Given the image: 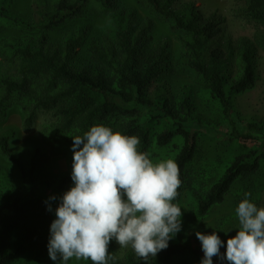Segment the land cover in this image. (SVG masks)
<instances>
[{"label": "trees", "instance_id": "16d2710c", "mask_svg": "<svg viewBox=\"0 0 264 264\" xmlns=\"http://www.w3.org/2000/svg\"><path fill=\"white\" fill-rule=\"evenodd\" d=\"M179 1L137 0L149 13L143 17L138 8L119 0H29V6L35 8L33 16L18 11L16 0H0V24L12 30L0 33V121L15 105L25 113L23 127L27 130L40 112L51 116L41 130L42 143L27 147L24 153L10 144L13 129L0 130V154L12 163V169L0 166V264L58 262L50 258L48 250L54 220L49 205L55 210L69 190L73 161L60 173L43 175L42 165L48 157L43 147L48 145L53 152L60 144H73V136L82 135L94 124L139 136L140 150L149 151L156 160L174 159L182 180L174 202L189 187L199 216L208 215L223 203L237 181L264 166L262 145L249 147L228 161L205 164L200 171L193 169L200 156L197 137L203 130L227 124L233 129L232 138L259 140L253 135L259 123L249 122L240 133L233 115L238 113L237 97L256 84V55L264 50V31L253 39L233 40L222 26L221 16L204 17L194 3L180 5ZM246 3L242 14L264 25V0ZM94 9L108 13L109 24L104 32L91 36L83 20ZM157 19L181 31L178 38L188 66L197 72L209 116L197 111L189 97L170 101L158 89L156 94L151 92V85L163 72L170 44L165 40L158 48L147 49ZM58 29L64 32L55 40L52 32ZM82 51L85 59L79 58ZM233 57L237 63L234 75L229 70ZM155 98L164 102L165 112L152 132L144 133L136 123L143 107L153 105ZM188 117L193 119L194 131L186 126ZM53 196L55 200L50 199ZM237 232H218L224 241L222 253H226L228 238ZM112 242L109 251L115 254ZM185 250L180 242L169 241L168 248L154 260H138L129 252L115 264H170ZM217 259L219 264L225 263L219 256Z\"/></svg>", "mask_w": 264, "mask_h": 264}, {"label": "clouds", "instance_id": "9594fccd", "mask_svg": "<svg viewBox=\"0 0 264 264\" xmlns=\"http://www.w3.org/2000/svg\"><path fill=\"white\" fill-rule=\"evenodd\" d=\"M140 143L139 136L103 123L73 136V186L61 197L50 226L53 261L115 264L118 256L109 251L115 240L148 262L181 231L184 208L174 202L182 185L179 165L172 158L154 159ZM250 196L245 192L235 209L238 232L228 238L226 253L217 231L196 232L204 253L200 264H213L214 256L229 264H264V206Z\"/></svg>", "mask_w": 264, "mask_h": 264}, {"label": "rangeland", "instance_id": "374dc122", "mask_svg": "<svg viewBox=\"0 0 264 264\" xmlns=\"http://www.w3.org/2000/svg\"><path fill=\"white\" fill-rule=\"evenodd\" d=\"M121 3L129 4L138 8L141 16H147L149 13L137 3V0H119ZM194 3L204 17L221 16L222 26L233 40L248 37L253 39L256 33L264 31V25L260 22L250 20L242 14V9L246 8V0H180L177 4ZM16 9L23 11L24 15H34V5L29 6V0H16ZM32 11V14H29ZM36 17L38 15H35ZM89 25L91 36L104 32L109 24L108 13L99 9H94L91 16L83 20ZM12 32L11 28H7L0 24L1 32ZM16 31V30H15ZM64 30L58 29L52 32L53 39L60 40ZM153 37L147 47L148 50L158 48L165 40L170 42L167 59L163 62V72L151 85V92L157 93V89L162 95L173 101L189 97L197 105V111H201L209 116L210 111L206 103L203 101L202 87L197 80V72L187 64L184 55V48L178 35L181 31L174 30L170 27L168 21L157 19L155 28L152 31ZM86 55L79 53V58L85 59ZM79 60V59H78ZM81 63V62H80ZM2 61L0 58V69ZM229 70L234 75L237 71L236 59L233 57L230 62ZM256 74L257 81L253 89L243 93L237 97L236 109L238 113L234 114V120L237 130L244 133L247 130L248 123H259V127L255 129L253 135L258 136L259 140H250L245 138L235 139L231 137L233 129L227 124L217 127L212 131L203 130L198 134V144L200 148L199 157L193 164L194 170H202L205 164L213 161H228L233 156L239 155L246 151L249 147H261L264 145V50L259 49L256 55ZM161 86H164L163 88ZM165 112L164 102L160 98L153 100V105L143 107L136 127L144 133L152 132L157 120ZM25 113L21 106L15 105L9 109L5 120L0 121V130L2 128H11L15 132V136L11 139L10 144L16 151L24 153L29 146H38L42 143L41 130L45 122L49 121L51 116L48 113L40 112L38 119L32 129L27 130L23 127ZM193 119L188 117L186 126L190 131H194ZM72 145L60 144L50 151L48 145H44L43 149L47 153V161L42 165L43 175H51L55 172H62L67 169L73 161ZM82 147V145H81ZM0 166L12 169V163L0 154ZM69 189L73 186V181L68 184ZM250 192V199L255 202L258 207L264 206V166L254 175L237 181L232 189L227 193L223 203L215 206L206 216H199L196 210V201L187 187L178 203L182 208V229L170 241L180 242L186 250L181 255L174 256L170 264H200L204 257L202 244L196 237V232L210 234L213 231H228L230 234L238 227V219L235 217V209L238 203L244 198V193ZM53 219L56 218L55 210H51ZM209 226H208V225ZM215 228V229H214ZM230 230V231H229ZM181 235V239L179 237ZM115 255L119 260H123L129 252H134L130 247L121 249L120 245L113 240ZM13 261L9 264H16ZM55 264H58L55 263ZM69 264H85L83 260L69 261ZM213 264H219L217 256L213 257ZM229 262L225 259V263Z\"/></svg>", "mask_w": 264, "mask_h": 264}]
</instances>
